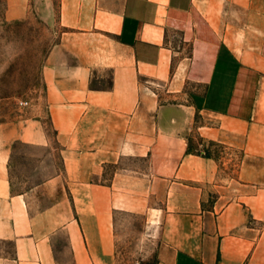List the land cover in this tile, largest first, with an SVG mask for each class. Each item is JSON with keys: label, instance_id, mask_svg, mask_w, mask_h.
Masks as SVG:
<instances>
[{"label": "crops", "instance_id": "obj_1", "mask_svg": "<svg viewBox=\"0 0 264 264\" xmlns=\"http://www.w3.org/2000/svg\"><path fill=\"white\" fill-rule=\"evenodd\" d=\"M4 2L56 41L0 126V264H117L120 214L154 264H264V0Z\"/></svg>", "mask_w": 264, "mask_h": 264}, {"label": "rangeland", "instance_id": "obj_2", "mask_svg": "<svg viewBox=\"0 0 264 264\" xmlns=\"http://www.w3.org/2000/svg\"><path fill=\"white\" fill-rule=\"evenodd\" d=\"M4 10L5 2L0 0V126L30 115L32 109L42 106L43 102L36 100L42 90L40 68L56 41L35 22L6 21ZM187 152H207L222 160L231 156L239 158L238 153L204 143L200 138L192 141ZM161 170L159 165L146 166L148 173L159 174ZM116 224L117 264H154L157 238L144 219L120 214Z\"/></svg>", "mask_w": 264, "mask_h": 264}, {"label": "trees", "instance_id": "obj_3", "mask_svg": "<svg viewBox=\"0 0 264 264\" xmlns=\"http://www.w3.org/2000/svg\"><path fill=\"white\" fill-rule=\"evenodd\" d=\"M214 145H216V144H214ZM200 154H201V155H204V156H210V154L207 153V152H201Z\"/></svg>", "mask_w": 264, "mask_h": 264}, {"label": "built area", "instance_id": "obj_4", "mask_svg": "<svg viewBox=\"0 0 264 264\" xmlns=\"http://www.w3.org/2000/svg\"><path fill=\"white\" fill-rule=\"evenodd\" d=\"M22 105H24V103H22Z\"/></svg>", "mask_w": 264, "mask_h": 264}]
</instances>
